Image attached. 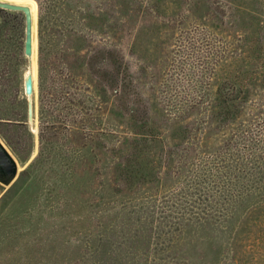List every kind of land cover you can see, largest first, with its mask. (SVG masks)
<instances>
[{"label":"rangeland","instance_id":"1","mask_svg":"<svg viewBox=\"0 0 264 264\" xmlns=\"http://www.w3.org/2000/svg\"><path fill=\"white\" fill-rule=\"evenodd\" d=\"M12 1L34 37L28 60L24 16L0 15V139L20 169L0 193V264H264L258 196L192 219L208 185L232 187L242 138L264 152V0ZM113 48L122 100L91 69ZM236 77L247 99L222 127L217 90Z\"/></svg>","mask_w":264,"mask_h":264},{"label":"trees","instance_id":"2","mask_svg":"<svg viewBox=\"0 0 264 264\" xmlns=\"http://www.w3.org/2000/svg\"><path fill=\"white\" fill-rule=\"evenodd\" d=\"M15 13V12H13ZM2 44V42H0ZM107 56H104L103 59L111 63V67L109 70L103 71L101 68L97 67V62L94 61L91 64V69L94 70L95 74L98 75V77L104 81L108 87L109 90L112 91V95L117 100H122L125 98L126 94V84H127V70L126 65L123 63V57H121L120 52L117 48L109 49V51L106 53ZM261 53H259V56L257 58H260ZM254 72V73H253ZM243 74L245 75H253V76H259V73L257 74L256 71H243ZM237 80V77L235 78V81ZM249 81H253V79L250 76ZM229 81L225 82L223 85H221L220 88H218L217 92L219 93L218 96V113H216L220 118L221 122L223 123L224 127L226 124H232L234 120H237L239 117L242 106L245 104L247 95L245 92V89L239 88V83ZM220 107V109H219ZM27 109H28V101H27ZM129 115L132 119L136 118V114L138 113V108H133L128 110ZM243 129L242 127L239 129ZM238 131V130H237ZM239 138V136H238ZM241 139V138H239ZM130 141L133 146H135V149H138V152H140V145L141 140L138 137H134L133 139H125ZM246 140L242 138V143L245 144V146H248L251 152L247 154V157L245 155H237L236 153L232 156L236 159L237 166L232 167L225 166V168H229L231 171L226 172L227 175L225 176H233L231 179L232 187L227 188L219 187V186H212L208 185L207 193L204 194V199H198L194 202V204H197L198 207V213L197 215H194L192 217L193 220H199V221H208L212 220L215 217H213V213H210L211 211H217L219 208H224L228 205H231V209H233L234 206H241L240 201L245 198H251L252 196H258L262 200H264V152L258 153V144L255 145H248L251 143H247ZM129 142V143H130ZM121 144L123 145L124 142ZM112 150H117V144L114 143L112 145ZM42 153V151H41ZM139 154L137 153L133 160L138 159ZM40 159H35V162L30 166L29 170H35L38 171L42 167L40 165ZM234 159V160H235ZM247 159V160H245ZM245 161H248L247 164L244 163ZM117 168H120L123 163H114ZM229 172H232L231 174ZM229 182V181H228ZM218 193H220L218 195ZM257 194V195H256ZM239 202V203H238ZM205 205V206H204ZM193 209L196 208V206H192ZM197 209V208H196ZM227 210V209H226ZM193 214H196L194 212ZM232 212H230L231 215Z\"/></svg>","mask_w":264,"mask_h":264},{"label":"water","instance_id":"3","mask_svg":"<svg viewBox=\"0 0 264 264\" xmlns=\"http://www.w3.org/2000/svg\"><path fill=\"white\" fill-rule=\"evenodd\" d=\"M3 12H15L24 16L25 20V42L24 55L30 60L33 55V15L30 7L12 0H0V15ZM1 20V18H0ZM24 93L28 101L27 118L31 125L34 122L35 110L32 97L34 94L33 74L24 76ZM19 163L0 139V193L7 188L19 176Z\"/></svg>","mask_w":264,"mask_h":264}]
</instances>
